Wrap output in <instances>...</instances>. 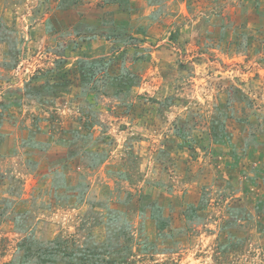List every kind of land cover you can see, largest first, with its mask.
Segmentation results:
<instances>
[{
  "label": "rangeland",
  "instance_id": "374dc122",
  "mask_svg": "<svg viewBox=\"0 0 264 264\" xmlns=\"http://www.w3.org/2000/svg\"><path fill=\"white\" fill-rule=\"evenodd\" d=\"M0 264H264V0H0Z\"/></svg>",
  "mask_w": 264,
  "mask_h": 264
}]
</instances>
